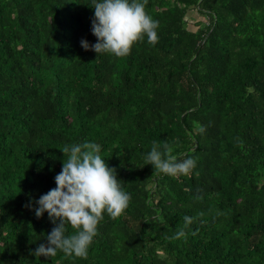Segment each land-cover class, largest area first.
Listing matches in <instances>:
<instances>
[{"label":"trees","instance_id":"obj_1","mask_svg":"<svg viewBox=\"0 0 264 264\" xmlns=\"http://www.w3.org/2000/svg\"><path fill=\"white\" fill-rule=\"evenodd\" d=\"M91 3L0 0V264H264V0H147L158 41L124 57L81 46ZM84 142L129 205L104 212L86 257L36 258L55 225L25 205ZM154 142L196 167L154 174Z\"/></svg>","mask_w":264,"mask_h":264},{"label":"clouds","instance_id":"obj_2","mask_svg":"<svg viewBox=\"0 0 264 264\" xmlns=\"http://www.w3.org/2000/svg\"><path fill=\"white\" fill-rule=\"evenodd\" d=\"M147 0H92L94 8L92 34L97 42L90 44L81 40V46L94 51L124 57L130 54L133 45L147 36L149 44L158 41L156 29L159 22L145 10ZM63 166L55 176L56 187L42 194L38 200L25 205L32 208L36 217L47 212L55 225L47 234V243L40 244L31 254L36 258L54 257L57 251L67 256L86 257L88 248L97 235V228L106 211L112 218L120 217L129 205L131 196L122 189L117 179V170L109 167L101 156V145L94 142L65 145ZM145 164L154 167V174L171 176L189 175L196 167L194 158L178 159L172 154L167 142L153 143L145 156ZM193 218H183L184 227L177 230L174 238L185 236L184 229ZM70 224L76 231L66 235ZM195 235V233H193Z\"/></svg>","mask_w":264,"mask_h":264},{"label":"rangeland","instance_id":"obj_3","mask_svg":"<svg viewBox=\"0 0 264 264\" xmlns=\"http://www.w3.org/2000/svg\"><path fill=\"white\" fill-rule=\"evenodd\" d=\"M191 14H192V15H191V21H190V26H189V28H190V29H193V28H196V27L194 26L195 22H198V21H200V20H203V17L200 16L196 11L192 12Z\"/></svg>","mask_w":264,"mask_h":264}]
</instances>
